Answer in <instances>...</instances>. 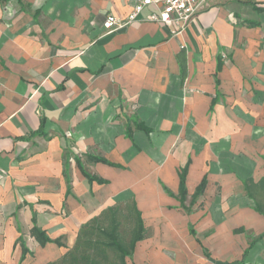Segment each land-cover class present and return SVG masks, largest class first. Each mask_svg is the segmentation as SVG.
Here are the masks:
<instances>
[{"label": "crops", "instance_id": "0c3cea01", "mask_svg": "<svg viewBox=\"0 0 264 264\" xmlns=\"http://www.w3.org/2000/svg\"><path fill=\"white\" fill-rule=\"evenodd\" d=\"M137 2L0 0V264L60 260L127 190L145 233L126 264H234L246 250L264 264L245 233L264 235V172L239 180L218 162L255 149L264 163V0H206L177 34L148 5L104 32ZM185 167L184 209L164 189L177 195Z\"/></svg>", "mask_w": 264, "mask_h": 264}, {"label": "trees", "instance_id": "16d2710c", "mask_svg": "<svg viewBox=\"0 0 264 264\" xmlns=\"http://www.w3.org/2000/svg\"><path fill=\"white\" fill-rule=\"evenodd\" d=\"M250 25L255 26L256 24ZM92 161L108 164L106 160L99 158H93ZM186 167L179 174V188L177 195L175 196L167 189H164L167 194L172 197H176L180 202V206L184 209V201L187 195L185 189ZM84 176L88 179V181H95L98 184L107 183L102 179L94 178L85 173ZM263 184L264 179H262L256 185L253 184L251 180H248L244 182V187L250 197L249 185H255L254 187H258L263 186ZM205 186L206 180L203 178L191 197L192 204L197 197L203 194ZM253 209L264 217V205L257 204L253 207ZM131 216H133V226L129 237L126 239L123 237L119 228L121 225V220L126 217L129 221ZM237 232L242 233L243 230L240 229ZM144 233L145 228L143 226L140 212L137 210L134 201H129L124 204H116L115 206L107 208L99 217L94 218L85 224L79 231L77 240L73 247L60 260L52 264H126L125 259L132 256L136 243L144 238ZM30 234L42 247L47 243H56L57 245L59 243L55 240L51 241L45 235V232L41 231L35 225L32 227ZM263 237L264 235H261L251 241L249 244V249L253 246L255 241ZM18 242L22 247L20 261H23L28 251L25 248L22 239H19ZM108 251L111 252L115 257L114 261H108ZM246 255L247 250L244 252L242 260L240 262H235L234 264H245Z\"/></svg>", "mask_w": 264, "mask_h": 264}, {"label": "rangeland", "instance_id": "374dc122", "mask_svg": "<svg viewBox=\"0 0 264 264\" xmlns=\"http://www.w3.org/2000/svg\"><path fill=\"white\" fill-rule=\"evenodd\" d=\"M248 146V145H247ZM249 147V146H248ZM153 148V146H152ZM248 150V149H246ZM156 151H158L156 149ZM257 151H255V149L253 151H247L246 153H242L241 155L238 154H227L226 156H223L222 159L218 160L219 164L222 165V172H220L219 174H223V175H229V176H234L236 178H238L239 180L241 179H245L246 177H257L258 176V172L259 173H263L264 172V163L260 160V156H258V153H255ZM153 160V158H152ZM155 161V160H153ZM213 175H215V172L213 171V173H211ZM221 175V176H223ZM160 183V181H158ZM255 194V192H253ZM250 197H253L251 194V191H249ZM259 195V199L260 201H264V192H262ZM134 194L132 191L127 190V191H123L121 193L118 194L117 199L119 201L121 200H126L129 199L128 201H131V199H134ZM184 210V209H182ZM187 214L188 213H192V210L187 212L186 210H184ZM185 217L182 216V220H181V228L182 231H185V229L188 228L189 230V224H185ZM126 217H124L123 220H121V225L119 230L121 231L123 237H125L126 239L129 237V234L131 232L132 226H133V216H131V218L129 219V221ZM193 227V226H191ZM196 230H198V228H195ZM181 231V230H180ZM214 233V229L210 228L209 230H207L206 232L200 233L199 231H195V233L193 232V234H195L196 238H197V244L201 246L202 242L204 240H201L202 238L208 237L210 234L212 235ZM246 233V238L248 240H254L256 239V236L251 232H245ZM261 236V235H260ZM259 237V236H258ZM263 246V250H264V237L261 238L259 240ZM198 249V248H197ZM196 249V250H197ZM203 249V248H202ZM208 249L205 248L202 251V257L205 258H209L210 256L207 254ZM109 257V258H108ZM107 258L108 261L115 260V257L113 256V254L111 252L108 251L107 253ZM247 262H249V264H252V260H247Z\"/></svg>", "mask_w": 264, "mask_h": 264}, {"label": "built area", "instance_id": "2783aa9c", "mask_svg": "<svg viewBox=\"0 0 264 264\" xmlns=\"http://www.w3.org/2000/svg\"><path fill=\"white\" fill-rule=\"evenodd\" d=\"M206 0H138L132 12L125 20L108 15L103 22L105 33L117 32L133 22L148 5H155L157 13L150 15L149 20L172 28V33H179L185 25L195 16L198 8Z\"/></svg>", "mask_w": 264, "mask_h": 264}]
</instances>
